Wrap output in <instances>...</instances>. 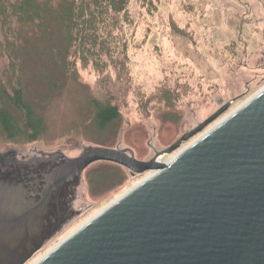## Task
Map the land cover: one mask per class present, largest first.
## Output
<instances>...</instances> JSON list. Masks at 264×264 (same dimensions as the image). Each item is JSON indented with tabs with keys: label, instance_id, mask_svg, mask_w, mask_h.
Segmentation results:
<instances>
[{
	"label": "rangeland",
	"instance_id": "obj_1",
	"mask_svg": "<svg viewBox=\"0 0 264 264\" xmlns=\"http://www.w3.org/2000/svg\"><path fill=\"white\" fill-rule=\"evenodd\" d=\"M147 1L134 0L130 7L134 26L127 30V54L133 89L116 96L121 119L110 128L96 123L90 93L99 79L93 69L79 65L78 79L59 69L54 50L63 52L64 44L56 25L49 21L51 46L35 28L24 30L25 100L44 118L45 131L29 143L24 138L7 140L0 127V155L14 153L29 163L51 158L59 162L60 153L73 159L89 147H120L149 162L155 157L153 148H170L224 104L238 99L221 121L264 89V0ZM108 74L115 78L114 71ZM159 94H166L169 108ZM148 176L133 175L113 163L90 166L77 194L81 214L28 264H35Z\"/></svg>",
	"mask_w": 264,
	"mask_h": 264
},
{
	"label": "water",
	"instance_id": "obj_2",
	"mask_svg": "<svg viewBox=\"0 0 264 264\" xmlns=\"http://www.w3.org/2000/svg\"><path fill=\"white\" fill-rule=\"evenodd\" d=\"M237 101L170 148H153L149 162L120 147H89L73 159L60 153L59 162L38 165L0 155V166L16 163L0 170V264H28L43 249L50 213L74 218L51 199L64 201L72 184L75 200L84 172L98 162L149 176L35 264H264V89L218 121ZM40 189V200L31 198ZM67 222L57 221V232Z\"/></svg>",
	"mask_w": 264,
	"mask_h": 264
},
{
	"label": "trees",
	"instance_id": "obj_3",
	"mask_svg": "<svg viewBox=\"0 0 264 264\" xmlns=\"http://www.w3.org/2000/svg\"><path fill=\"white\" fill-rule=\"evenodd\" d=\"M133 1L0 0V127L7 140L24 138L33 143L45 131L44 118L25 100L22 57L27 28H35L51 46L49 21L56 25L64 44L63 52L54 50L59 69L74 79L85 68L98 76L99 84L90 93L92 107L99 114L96 123L110 128L120 121L116 96L133 89L127 54L131 43L127 30L134 26ZM108 71H114L115 78ZM159 98L169 108L166 94Z\"/></svg>",
	"mask_w": 264,
	"mask_h": 264
},
{
	"label": "flooded vegetation",
	"instance_id": "obj_4",
	"mask_svg": "<svg viewBox=\"0 0 264 264\" xmlns=\"http://www.w3.org/2000/svg\"><path fill=\"white\" fill-rule=\"evenodd\" d=\"M10 159L11 160H9L6 163V165H5L6 167L0 166L1 171L15 170L16 169V163H14L15 159H13V158H10ZM39 163L37 162V164H35V165H38ZM71 185L72 184L67 185L66 189L63 192H61V194H60L63 197V199H65L64 201H61L62 199H60V197L52 198L51 201L57 202L58 203L57 205H59L62 209H65V211H67L69 215H75V216H74V218H71L68 221V219H66L65 217H62L61 219H57L56 215L54 213H50V215L47 216V219L44 221L45 229H46V232H45L43 240H42V242L44 243V246H45V243L47 241H49L55 235L61 233L68 226L69 223H72L74 221L75 217H78L81 214L79 207H76L77 198L74 200L73 193L70 191ZM41 194H42V189H40L38 192L31 191V193H30V195L32 196L31 198H33L37 201L40 200ZM77 194H78V192H77ZM57 221L58 222L59 221H64V222L68 221L67 222L68 224H66L62 230L57 232V229H58L57 225L60 224V227H61V224H62V223H56ZM44 246H43V248H44Z\"/></svg>",
	"mask_w": 264,
	"mask_h": 264
},
{
	"label": "bare ground",
	"instance_id": "obj_5",
	"mask_svg": "<svg viewBox=\"0 0 264 264\" xmlns=\"http://www.w3.org/2000/svg\"><path fill=\"white\" fill-rule=\"evenodd\" d=\"M175 155V154H174ZM173 158H171V159H169V160H167V162L166 163H168L170 160H172Z\"/></svg>",
	"mask_w": 264,
	"mask_h": 264
}]
</instances>
